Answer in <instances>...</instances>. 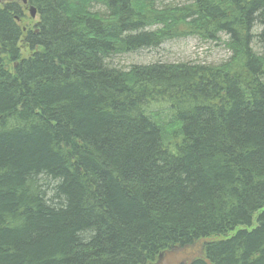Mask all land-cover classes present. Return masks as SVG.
<instances>
[{"label":"trees","instance_id":"16d2710c","mask_svg":"<svg viewBox=\"0 0 264 264\" xmlns=\"http://www.w3.org/2000/svg\"><path fill=\"white\" fill-rule=\"evenodd\" d=\"M5 1L0 264H151L208 237L212 264H264V0H27L34 27ZM222 33L217 66L113 62Z\"/></svg>","mask_w":264,"mask_h":264},{"label":"rangeland","instance_id":"374dc122","mask_svg":"<svg viewBox=\"0 0 264 264\" xmlns=\"http://www.w3.org/2000/svg\"><path fill=\"white\" fill-rule=\"evenodd\" d=\"M5 2V0H0V7ZM186 2L188 0H167L163 4L174 5ZM22 8L25 12V18L20 24L24 27H28V25L34 27L39 22V15L33 18L29 7L24 4ZM226 40L227 35L224 33L220 34L219 39L216 40H203L196 35L171 39L156 48L116 56L113 62L116 67L125 70H128L133 65H148L159 62L217 66L227 61L231 55L224 44ZM23 52L26 55L29 54L27 49H24Z\"/></svg>","mask_w":264,"mask_h":264},{"label":"water","instance_id":"95a60500","mask_svg":"<svg viewBox=\"0 0 264 264\" xmlns=\"http://www.w3.org/2000/svg\"><path fill=\"white\" fill-rule=\"evenodd\" d=\"M27 3V0H24ZM33 18L37 15L35 7L29 8ZM214 238H202L197 242L185 245L176 246L170 250H165L160 253L157 260L151 264H192L197 259H204L207 264H212L210 260L205 257L206 245L213 242Z\"/></svg>","mask_w":264,"mask_h":264},{"label":"bare ground","instance_id":"6f19581e","mask_svg":"<svg viewBox=\"0 0 264 264\" xmlns=\"http://www.w3.org/2000/svg\"><path fill=\"white\" fill-rule=\"evenodd\" d=\"M39 31V30H38ZM140 32V31H139ZM215 239V238H214Z\"/></svg>","mask_w":264,"mask_h":264}]
</instances>
